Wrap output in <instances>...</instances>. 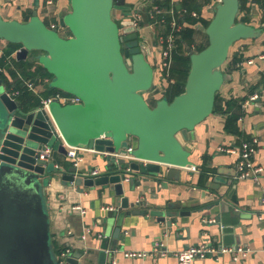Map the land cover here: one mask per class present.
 Returning a JSON list of instances; mask_svg holds the SVG:
<instances>
[{
  "label": "water",
  "instance_id": "95a60500",
  "mask_svg": "<svg viewBox=\"0 0 264 264\" xmlns=\"http://www.w3.org/2000/svg\"><path fill=\"white\" fill-rule=\"evenodd\" d=\"M240 6V0L217 1L209 25L201 27L208 45L202 51L187 48L191 65L186 85L171 101L156 83L158 68L151 57L157 61V55L141 41L142 29L133 20L136 11L118 10L114 0H70L58 20L69 37L50 28L37 10L23 22L5 20L0 12V40L19 45L17 61L34 57L51 75L52 89L80 99L68 105L55 99L49 113L40 106L27 107L10 95L0 76V264H60L45 189L54 155L68 157L59 133L69 146L109 154H125L132 143L137 161L102 155L107 167L101 176L86 177L77 164L63 175L64 181L79 187H100L108 194L103 204L115 206L106 207L102 218V250L108 248L111 228L113 241L123 240V220L131 211L167 222L169 228L191 216V211L182 210L186 208H194L198 216L208 212L219 222L220 212L228 211L220 186L210 184L212 195L205 191L203 198L168 204L163 211H157L158 205L151 210L149 198L158 200L169 181L179 182L182 170L195 166L188 144L196 141L197 126L213 114L217 94L232 80L223 69L231 49L263 34V29L238 21ZM103 135L110 139H99ZM47 149L50 157L43 160ZM135 197L137 201H131ZM204 243L212 245L210 240ZM80 258L73 254L66 264H79Z\"/></svg>",
  "mask_w": 264,
  "mask_h": 264
},
{
  "label": "crops",
  "instance_id": "0c3cea01",
  "mask_svg": "<svg viewBox=\"0 0 264 264\" xmlns=\"http://www.w3.org/2000/svg\"><path fill=\"white\" fill-rule=\"evenodd\" d=\"M186 1L180 6L183 4L189 11L197 12L198 17L184 16L181 20L185 24L183 30L192 26L195 28L194 39L199 33L201 37L203 35V39L204 37L207 39L206 43H208V37L201 27H206L212 20L218 0H194L193 4L190 3L191 9L185 6ZM262 3L264 4V0ZM127 4L130 5L128 12H140L146 17L142 29L143 43L146 48L156 52L155 46L159 43L163 30L160 24L162 18L159 16L156 19H149L145 14L151 11L153 5L160 4V0H127ZM163 4L167 5L164 2ZM69 5L70 0H54L51 6H47L46 0H0V12L5 20L23 22L29 20L33 12L37 10L40 17L45 21L48 20L49 22L46 23L50 25L58 24L62 11ZM250 8V22L255 27L263 29V34L256 40H242L233 46L231 65L226 67L227 70L224 69L232 76V80L227 82L219 92V96L224 101L235 99L239 102L233 112L240 116L238 120L240 134L234 135L225 131L226 115L212 114L197 126L196 141L188 144L195 166L191 169H183L179 182L169 181V188L159 193L158 200L149 198L154 205L151 210H155V206L158 205L160 208L157 211H163L168 204H181L189 202L192 198H203L205 191L212 195L214 190L210 189L211 184L222 188L221 201L228 203V209L226 207L225 210L229 212H220V220L215 222L216 217L208 212L204 216H198L193 214L194 208L182 209L191 211V216L181 218L182 223L179 222L174 224L173 228H169L167 222L162 223L150 215H133L131 211V214L123 220L121 232L123 240L113 241L111 228L108 248L102 250L100 246V240L103 238L102 218L107 211L106 207L111 209L115 206L103 204L108 200V194L102 193L100 187H79L64 181L63 175L74 162L69 157L56 153L53 160V173L48 175L49 182L45 188L49 205L50 231L56 250L62 248L70 251V257L73 254H81L79 264H179L172 253L202 245L204 241L210 240L212 245L218 248L223 246L247 249V255L239 254L238 259H234L229 253L216 257L207 256L196 260L194 264H264V96L262 95L264 93V8L262 4L255 1ZM193 21H197L196 25ZM153 28L158 30L156 37ZM149 33L153 34L154 41L151 40L153 37ZM68 34L67 32L66 37L70 36ZM8 45L0 40L1 55ZM195 45H197L196 42ZM199 45L206 44L200 42ZM157 52L159 56V50ZM15 54L16 52L12 55L14 59H16ZM29 59L35 60L34 57ZM153 59L152 56L151 61L155 65L157 62ZM250 61L252 63H249ZM34 63L37 64L38 61ZM13 68L21 77L16 66L13 65ZM159 76L161 74H158V78ZM48 79L51 80L46 77L38 81V95L35 93L33 95L39 100L55 93L52 92L47 96L49 84L47 85L45 81ZM255 95H259V98L250 100ZM147 99L152 103V97ZM253 139L259 141L255 146L256 153L253 155V160L263 169L259 185L251 180H237L235 178L237 155L226 154L220 150L222 147L238 149ZM81 155L82 158L77 164L80 172L86 177L101 176L107 167L105 158L93 153ZM67 160L71 161L68 163ZM57 166L64 171L55 170ZM95 171H98V174L92 175ZM222 179L231 180L232 183L220 185L219 181ZM151 195L148 192V197ZM137 199L138 197L131 198V201H137ZM211 203L213 201L204 203L201 207ZM76 207L80 209H74ZM136 210L142 211V207ZM161 244L162 250L167 251L168 255H154ZM110 246H116L117 250L111 252ZM132 252H145L150 256L135 258L125 256L126 253Z\"/></svg>",
  "mask_w": 264,
  "mask_h": 264
},
{
  "label": "built area",
  "instance_id": "2783aa9c",
  "mask_svg": "<svg viewBox=\"0 0 264 264\" xmlns=\"http://www.w3.org/2000/svg\"><path fill=\"white\" fill-rule=\"evenodd\" d=\"M186 0H160V4L153 5L151 8V11H149L147 14V17L149 19H156L157 17H161L160 24L164 26V29L161 33V37L159 38L158 49L155 46L156 49V55L157 51L159 50L160 55L157 56V63L155 65L158 68V74H161V79L163 81H170L174 82L173 80H169L170 76V68L172 67L173 58L175 50L177 49V40L180 39L181 32L183 28L185 27L184 22H182V18L186 15H191L193 17H198L197 12L195 11H189L187 7L180 6L181 3H183ZM54 0H46L47 6L53 5ZM164 3H167V5H164ZM180 6V7H178ZM167 18H170L169 26L167 25ZM134 25L137 28H144V24L146 22V19L144 15L140 12H135V15L133 17ZM158 23V22H157ZM159 24V23H158ZM184 26V27H183ZM52 29H59V25L57 23H51L49 25ZM59 29V33H60ZM2 53L0 52V57ZM249 63H252L250 61ZM166 71L167 74H162ZM2 73V69H0V76ZM158 76V75H157ZM45 83L47 85L51 83V80H46ZM26 87L31 91L32 93H35L38 95V89L39 87L35 85L32 81H25ZM18 92L10 91V95L14 98L18 96ZM264 96V93L262 94ZM40 97V96H39ZM257 98H259V95L252 96L250 100L254 101ZM17 99V98H16ZM58 100L62 105H68V104H79L80 99L65 94L63 92H55L51 96H48L46 98H40L41 105L40 107L44 110H46L49 113V105L54 101ZM59 137L63 141L66 149L68 150V157L69 159H72L74 164H78L81 158H77L79 155L84 153H93V154H99L104 156L113 155L117 161L119 160H125L126 162H134L137 161V158L133 156V147L132 143L130 142V145L126 149L125 154H109L108 152H100L97 151L95 148L91 149L89 147H72L69 146L65 140L63 139L62 135L59 133ZM99 139L101 140H108L109 137L103 135ZM258 139H253L251 142L245 143L241 148H231V147H222L220 148L221 152H224L226 154L230 155H237L238 157V164L236 168V175L235 178L237 180H251L257 185L261 182V175L263 173V169L258 166L254 160L253 155H255V146L258 144ZM51 149H47L42 155L41 159L47 160L50 157ZM98 171H95L92 173V175H97ZM74 209L79 210L80 207H76ZM162 244L159 245L158 250L154 253L161 254L163 256L168 255V252L165 250H162ZM248 250L244 249L242 247H215L213 245L205 244L197 245V246H191L187 249H183L180 251H177L175 253H172V255L178 260L179 264H194V262L198 259H204L207 256H219L223 255L225 253L232 254L234 259H238L237 256L239 254L241 255H247ZM71 253L70 251H63L58 257H59V263L60 264H66V260L68 257H70ZM126 257L128 258H135V257H147L150 256L148 253L145 252H132V253H126Z\"/></svg>",
  "mask_w": 264,
  "mask_h": 264
},
{
  "label": "trees",
  "instance_id": "16d2710c",
  "mask_svg": "<svg viewBox=\"0 0 264 264\" xmlns=\"http://www.w3.org/2000/svg\"><path fill=\"white\" fill-rule=\"evenodd\" d=\"M262 4L264 8V4L262 3L263 0H240L241 6H240V13L238 16V21H241L246 24H252L250 22V11H251V4L253 2ZM194 0H187L184 4L185 6H189V8H192ZM115 8L118 10H127L130 5L127 4V0H114ZM183 6V4H182ZM146 19V17H145ZM170 18H167V25L169 26ZM45 21V20H44ZM46 22V21H45ZM197 21H193V24L196 25ZM209 24L206 25V27ZM194 32L195 28L192 26L189 27L187 30H183L181 32L180 39L177 40V49L174 53V58L172 63V69L170 71L169 80H173L174 82L170 81H163L161 79V76H157V85L164 88L166 97L171 101L176 96L181 94L184 91L186 80L190 71V65H191V59L188 55L187 48L192 47L195 51H202L207 45H199L195 47V39H194ZM186 42L187 48L183 51L182 44ZM9 44V43H8ZM19 49V45H13L9 44L8 47L4 50L3 55L0 57V69H2L1 78L4 80V83L7 85V87L13 91L18 92V96L16 97L17 100L21 101L25 106L27 107H33V106H40L41 102L38 98H36L31 91L26 87L24 80L32 81L35 83V85H38L39 79L43 80L44 78L48 77L52 79L51 75L39 64H35L34 61H37L36 59L34 61H31L29 58L25 61H17V59L12 58V55ZM231 59V53L229 56L228 61L226 62L223 69H226L230 63ZM237 63V61H235ZM13 65L16 66L17 70L20 71L21 77H19V73L16 71L15 68H13ZM35 67V69H33ZM164 74H167L166 71H164ZM49 92L47 94L50 95L52 92H61L55 89H52L50 85ZM158 98H161V94H157ZM153 103V102H152ZM239 102H237L235 99L231 101H224L219 96V93L216 97V103L214 112L219 113L222 115H226V121H225V131L228 133L239 135L238 130V120L240 116L233 112V110L237 107ZM63 251H65L62 248H59V250H56L57 255H60Z\"/></svg>",
  "mask_w": 264,
  "mask_h": 264
},
{
  "label": "rangeland",
  "instance_id": "374dc122",
  "mask_svg": "<svg viewBox=\"0 0 264 264\" xmlns=\"http://www.w3.org/2000/svg\"><path fill=\"white\" fill-rule=\"evenodd\" d=\"M128 8H130V7H128ZM46 22L48 23L49 21L48 20H46ZM154 29V34H155V37L158 35L157 33H158V30L157 29H155V28H153ZM162 29H164V26H163V28ZM163 31V30H162ZM149 32V31H148ZM60 34L62 35V36H67V32H64V30L63 29H61L60 30ZM149 35H152V41H154V36H153V34H150L149 33ZM68 36H69V34H68ZM144 40V37H143V39L141 40V41H143ZM157 40V39H156ZM195 41H196V43H197V45H199L200 44V42H202V43H204V44H207L206 42H207V39L204 37V39H203V35H202V37H201V34H199V33H197L196 35H195ZM197 45H195V47H197ZM182 47H183V51L187 48V44H186V42H184L183 44H182ZM152 62V61H151ZM174 63V62H173ZM171 69H172V67L170 68V71H171ZM53 245H54V243H53ZM54 251L56 252V246L54 245ZM59 258V257H58Z\"/></svg>",
  "mask_w": 264,
  "mask_h": 264
}]
</instances>
